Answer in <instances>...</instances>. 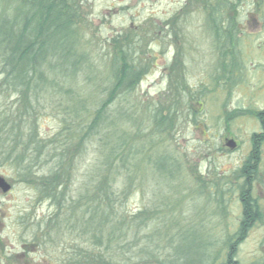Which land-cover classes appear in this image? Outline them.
I'll use <instances>...</instances> for the list:
<instances>
[{
    "label": "rangeland",
    "instance_id": "1",
    "mask_svg": "<svg viewBox=\"0 0 264 264\" xmlns=\"http://www.w3.org/2000/svg\"><path fill=\"white\" fill-rule=\"evenodd\" d=\"M76 5L74 45L85 59L76 77L47 88L26 129L34 125L43 138H62L66 120L87 125L115 83L120 71L115 60L125 48L128 65L141 73L107 111L110 122L120 121L119 131L138 134L134 142L142 151L115 185L127 191L118 205L127 221L111 243L113 261L183 264L201 251L196 241L222 252L242 216L238 187L225 185L229 170L248 154L251 134L259 129L255 112L264 108V0H76ZM13 6L0 0L2 13ZM17 98L13 92L0 95V116ZM72 105L79 107L78 115ZM236 107L244 109L243 116ZM104 132L99 129L77 156L68 198L76 201L86 193L94 168L99 178L108 143ZM0 133L3 142L5 132ZM235 133L243 150L222 151L225 137ZM1 150L0 176L12 187L0 188V264H84V255L104 250L106 244L96 243L98 231L77 220L75 203L62 208L43 196ZM29 162L27 157L24 164ZM48 164L42 170L49 171ZM257 186L264 206V176ZM237 260L264 264V218L239 245Z\"/></svg>",
    "mask_w": 264,
    "mask_h": 264
},
{
    "label": "trees",
    "instance_id": "2",
    "mask_svg": "<svg viewBox=\"0 0 264 264\" xmlns=\"http://www.w3.org/2000/svg\"><path fill=\"white\" fill-rule=\"evenodd\" d=\"M14 1L17 7L13 16L11 8L8 14L0 11V95L7 92L18 95L15 107L5 110L0 116V130L5 132L3 142L0 141L1 153L14 160L18 169L22 170V177L38 187L43 196L57 201L62 208L75 203L77 220H83L88 227L98 231L95 239L99 242L96 243L100 246L106 244L105 248L97 255L94 251L84 255V264H115L114 250L110 246L117 230L125 229L127 221V216L118 207L123 204L127 191L115 185L122 172H130V166L134 167L132 160L142 148L134 142L138 134L132 135L125 129L119 131L120 121L111 123L107 110L118 92L134 86L141 70L128 65L126 58L130 56L122 47L120 56L115 60L120 65V71L118 69L114 74L115 83L87 125L79 119L66 120L62 138H58L59 135L43 138L34 125L26 129L25 124L36 115L47 88L61 87L76 77L85 56H78L75 49L69 48L75 44L80 23L76 0ZM66 90L68 93L71 91ZM71 107L78 115L79 107ZM164 119L167 120V117L164 116ZM109 127L111 131H108ZM99 129L107 131L102 140L108 141L99 166L100 175L98 178L94 168L92 186H88L86 193L75 201L68 198L66 192L71 170L77 156ZM29 150H32L31 156L28 155ZM27 157L32 162L24 164ZM49 161L52 163L49 171L42 170L49 165ZM36 166L41 167L40 170H35ZM239 190L244 205L243 216L237 231L224 240L222 252L212 251V245H200L201 242L196 241L194 248L201 251L196 253L195 261L187 259L183 264L189 261L195 264H238L239 245L250 229L264 217L262 209L252 198L250 182L245 181ZM219 200L222 201V198ZM113 217L117 219L114 221ZM123 233L127 234V230Z\"/></svg>",
    "mask_w": 264,
    "mask_h": 264
},
{
    "label": "flooded vegetation",
    "instance_id": "3",
    "mask_svg": "<svg viewBox=\"0 0 264 264\" xmlns=\"http://www.w3.org/2000/svg\"><path fill=\"white\" fill-rule=\"evenodd\" d=\"M236 111V115L238 116H243V113H245L243 108ZM255 116L257 121H259V129L251 134V148L248 154L240 160V164L236 168L229 170L231 174L228 175V182L225 184L227 186H232V184H235L234 187H238V196L241 204L242 216L244 205L240 197L239 187H241L245 181L247 183L250 182L252 198L258 203V206L264 213V206L261 202V198H259L256 194L258 182L261 180L262 176H264V108L256 111ZM225 144L227 146L220 147L222 151H225L226 153L237 154L243 150L244 141L242 137H239V135L235 133L234 135L225 137Z\"/></svg>",
    "mask_w": 264,
    "mask_h": 264
},
{
    "label": "water",
    "instance_id": "4",
    "mask_svg": "<svg viewBox=\"0 0 264 264\" xmlns=\"http://www.w3.org/2000/svg\"><path fill=\"white\" fill-rule=\"evenodd\" d=\"M12 185L5 179V177L0 176V188L3 192H8L11 189Z\"/></svg>",
    "mask_w": 264,
    "mask_h": 264
},
{
    "label": "bare ground",
    "instance_id": "5",
    "mask_svg": "<svg viewBox=\"0 0 264 264\" xmlns=\"http://www.w3.org/2000/svg\"><path fill=\"white\" fill-rule=\"evenodd\" d=\"M13 2L15 3L14 0H13ZM11 9H12L11 12H13V14H11V16H13L14 13H16V8L13 6V7H11ZM75 47H76V45L72 44L69 48H70L71 50H74Z\"/></svg>",
    "mask_w": 264,
    "mask_h": 264
}]
</instances>
